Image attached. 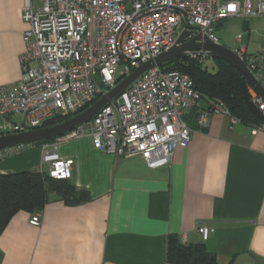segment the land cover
I'll list each match as a JSON object with an SVG mask.
<instances>
[{"label": "crops", "instance_id": "obj_1", "mask_svg": "<svg viewBox=\"0 0 264 264\" xmlns=\"http://www.w3.org/2000/svg\"><path fill=\"white\" fill-rule=\"evenodd\" d=\"M23 2L0 0V86L22 75ZM207 105L201 100L196 111ZM198 112L186 117L190 145L159 167L101 152L90 135L24 145L0 160V174L43 170L45 147H57L75 160L70 180L91 195L70 206L51 193L38 226L31 213H16L0 234V264H173L166 261L172 234L205 243L214 264H264V131L222 113L200 128ZM199 223L213 228L207 240Z\"/></svg>", "mask_w": 264, "mask_h": 264}, {"label": "built area", "instance_id": "obj_2", "mask_svg": "<svg viewBox=\"0 0 264 264\" xmlns=\"http://www.w3.org/2000/svg\"><path fill=\"white\" fill-rule=\"evenodd\" d=\"M255 17L264 20V0H24L22 75L0 86V136L44 127L54 115L84 110L135 68L173 46L186 28L220 43V22ZM241 39L239 34L236 40ZM233 50L264 85V53ZM188 56L203 63L209 58L203 51ZM249 93L264 114V99L252 88ZM201 100L189 74L156 66L65 136L90 135L101 152L141 156L150 167L167 165L177 148L190 145L192 129L186 117ZM211 105L199 112L200 128L216 113L229 115L233 123L241 121L222 103ZM15 115L24 120L13 122ZM259 131H264L263 121L253 128L254 134ZM23 146L1 149L0 159ZM56 150L45 147L44 169L53 178L71 179L75 160ZM42 218L43 211L36 212L30 223L38 226ZM196 229L203 240L213 231L200 223Z\"/></svg>", "mask_w": 264, "mask_h": 264}, {"label": "trees", "instance_id": "obj_3", "mask_svg": "<svg viewBox=\"0 0 264 264\" xmlns=\"http://www.w3.org/2000/svg\"><path fill=\"white\" fill-rule=\"evenodd\" d=\"M212 60V65H208L207 61L203 63L197 58L186 56L170 59L160 66L165 70H180L189 74L194 80L195 87L202 93V99L208 104L204 109H209L211 104L220 102L242 122L252 126L261 124L262 121L249 109L243 97L241 72L225 60L213 58ZM88 106L90 105L86 107ZM197 108L192 110L198 112ZM71 116L54 115L43 126L56 124ZM53 140L36 144L49 143ZM53 192L70 206L91 200L87 189H77L70 179L53 178L45 169L0 174V234L19 211H26L32 215L43 211ZM166 261L173 264H214L216 255L210 252L203 242L186 244L178 235L172 234L167 240Z\"/></svg>", "mask_w": 264, "mask_h": 264}, {"label": "water", "instance_id": "obj_4", "mask_svg": "<svg viewBox=\"0 0 264 264\" xmlns=\"http://www.w3.org/2000/svg\"><path fill=\"white\" fill-rule=\"evenodd\" d=\"M191 51H203L209 58L222 59L234 65L243 76L241 90L249 109L264 122V114L252 102L249 93V88H252L264 99V85L257 80L246 63L241 60L233 49L221 43H214L207 35L195 33L194 29L186 28L181 31L173 46L135 68L129 75L122 78L114 87L101 95L84 110L53 125L1 135L0 150L8 147L55 140L67 135L82 124L90 121L100 110L109 105L136 82L146 71L160 66L170 59L186 57Z\"/></svg>", "mask_w": 264, "mask_h": 264}, {"label": "rangeland", "instance_id": "obj_5", "mask_svg": "<svg viewBox=\"0 0 264 264\" xmlns=\"http://www.w3.org/2000/svg\"><path fill=\"white\" fill-rule=\"evenodd\" d=\"M216 34L220 43L231 49L246 46L250 53H264V20L261 17L226 19L216 30ZM239 34L242 35V39L238 42L236 37ZM212 63V58H208L207 64L212 65ZM11 120L22 122L24 116L15 115Z\"/></svg>", "mask_w": 264, "mask_h": 264}]
</instances>
